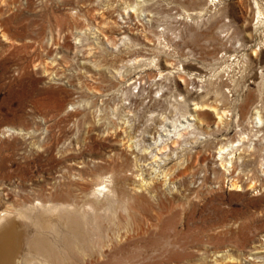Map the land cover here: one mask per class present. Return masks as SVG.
<instances>
[{"label": "rangeland", "instance_id": "obj_1", "mask_svg": "<svg viewBox=\"0 0 264 264\" xmlns=\"http://www.w3.org/2000/svg\"><path fill=\"white\" fill-rule=\"evenodd\" d=\"M256 2L264 12V0H0V213L20 220L14 259L44 230L31 205H84L97 182L111 185L118 174L133 188L135 156L147 155L129 137L146 147L165 117L189 112L203 123L192 122L166 165L185 183L147 206L130 200L103 229L87 226L86 245L70 233L65 258L32 251V263L264 264L255 258L264 253L252 254L264 244V122L253 120L257 110L264 120V19ZM195 102L230 115L219 125L209 111L196 114ZM241 134L242 159L227 176L217 150ZM233 178L243 190L231 189Z\"/></svg>", "mask_w": 264, "mask_h": 264}, {"label": "bare ground", "instance_id": "obj_2", "mask_svg": "<svg viewBox=\"0 0 264 264\" xmlns=\"http://www.w3.org/2000/svg\"><path fill=\"white\" fill-rule=\"evenodd\" d=\"M256 5H257V11L259 17L264 19V12H262V8L260 4L256 2ZM140 9H141L140 4H136L135 6L131 7L130 11L134 13ZM261 23L263 24L264 20H262ZM183 99L184 98H182L181 100ZM192 105L195 106L193 110L195 111L196 114L198 112L209 111V113L207 112L208 116H212L213 113L216 116L219 125L225 124L226 119H228V116L230 115V111H227L226 109H221L219 107L220 106L219 104L218 105L204 104V103L200 104L195 102ZM253 120L255 125H259V126L261 125L262 127L264 120L263 117L261 116L260 110H257L255 112ZM193 121H198L203 123L202 118L200 117L199 114L195 115L189 112L183 115V118L181 120L165 117L164 125L161 126V130H160L161 133H159V135L157 134L158 137L155 136L152 137L153 141L146 147L140 148V144H138V141L135 142L132 137H129V141L132 142L130 144V147L133 146L136 147V149L139 151L140 155L142 156L147 155L144 158L137 157L138 155L135 156L136 164L137 167H139V169L136 170L138 171V173L136 174V179H134L135 181L132 184L133 188L127 186L128 179L123 177L121 174H118L112 180L111 185L107 184L108 182L107 178H102L99 182H97L93 187V189L90 191V193L86 195L87 200L84 203V205L80 206L70 203H58V204L46 203V204H37L34 206L31 205L28 208V210L31 211L32 213L33 212L36 213L37 211L42 212V216L44 217L45 224L44 226H42V228H40V230L41 229L44 230L40 232L39 239L37 242L28 245L29 250L27 249L28 250L27 253L25 254L23 253L24 256L19 261L16 260L18 256H16L15 254H17L16 252L17 248L18 247L20 248L21 246V238H22L21 233L20 232L18 233L17 232L18 229L16 228L17 225L16 222L18 221L20 222V220L15 221L13 219L14 215L12 213L10 214V212H6V213L1 212L0 213V264H35L32 263V259H37L41 256L44 257L51 256L53 258L56 257L57 259L65 258L66 255L68 254H65L66 252L60 246L62 241L65 242L71 237L70 233L71 234L73 233V237H71L72 239L74 238L78 239V237H80L82 245H86L88 240L87 239L88 232H86L84 228H86L87 226L93 225L94 227L97 228V230L103 229L102 227H104V225L107 222L111 223L114 221V219H116V213L118 209H121L128 213V203H130V200L132 199L134 200L137 199V202H139V207H141V206H147V204L150 205V203H153V201L155 200L157 201L159 197L166 195L167 192L172 193V190H174L173 187L175 186L173 184L177 182L181 183V181H184L185 183L184 179L186 177L183 178L182 175L177 176L175 173L176 169H171L166 167L167 162L170 159L169 154H167V152L169 151L172 152L171 147H175L177 144H179L178 143L179 140L185 136V133H187V135L191 134L190 133L191 130H194V124L192 123ZM246 139H248V136L245 134H241L238 140L221 145L220 147L218 146L219 148L217 150L216 160L220 161L218 166L227 176H232L235 171L234 159L235 160L242 159L241 156L238 157L237 155L241 154ZM170 143H173L172 146L169 145ZM173 153H174L173 155L175 154L178 155L177 152L175 151ZM240 173L241 171H239L237 174L239 175ZM192 178L193 177H191V179ZM187 179L189 178L187 177ZM171 185H173V187ZM255 185L256 183L252 182L251 188H253ZM185 186L187 185H184V187ZM140 189L142 190L141 193H140ZM231 189L236 191L243 190L241 185H239V181L235 178H233L232 180ZM144 191H146V193H144ZM132 192H135L137 196H133ZM22 213L23 212L18 214V216L26 218L25 214ZM49 217H56L57 221L64 222L65 224L64 225H60L58 223L53 224L51 223L52 221L51 222L45 221L46 219L48 220ZM94 227L91 228L94 229ZM65 228H66V232L64 231ZM51 234L54 235L55 243L53 241L51 242V240H49L51 238L47 237V235L50 236ZM258 246L259 247H256L255 250H253L252 254L264 253V244ZM32 251H35L36 255L39 254L38 255L39 257L34 255ZM14 257L16 259H14ZM255 258L256 259L260 258L263 260L264 255H258ZM46 259L44 258L38 259L40 261L39 264H49L50 260H46Z\"/></svg>", "mask_w": 264, "mask_h": 264}]
</instances>
